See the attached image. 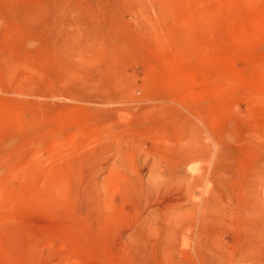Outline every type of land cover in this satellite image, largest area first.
Returning a JSON list of instances; mask_svg holds the SVG:
<instances>
[{
	"label": "rangeland",
	"instance_id": "374dc122",
	"mask_svg": "<svg viewBox=\"0 0 264 264\" xmlns=\"http://www.w3.org/2000/svg\"><path fill=\"white\" fill-rule=\"evenodd\" d=\"M263 183L264 0H0V264H264Z\"/></svg>",
	"mask_w": 264,
	"mask_h": 264
},
{
	"label": "bare ground",
	"instance_id": "6f19581e",
	"mask_svg": "<svg viewBox=\"0 0 264 264\" xmlns=\"http://www.w3.org/2000/svg\"><path fill=\"white\" fill-rule=\"evenodd\" d=\"M173 70V72H176V71H174V69H172ZM172 71H171V73H173ZM176 74V76H178L177 74V72L175 73ZM180 75V74H179ZM173 76H174V73L172 74V77H171V74H170V80H172V78H173ZM176 76H174L175 78H176ZM181 76V75H180ZM179 76V77H180ZM185 78V77H184ZM174 79V78H173ZM175 80V79H174ZM191 80V79H190ZM176 81V80H175ZM192 81V80H191ZM172 82V81H171ZM205 149V148H204ZM199 150V149H198ZM206 150V149H205ZM209 150V149H208ZM207 150V151H208ZM199 151H197V153H198ZM209 152V151H208ZM210 154V153H209ZM206 155H208V154H206ZM209 156V155H208ZM151 158V157H150ZM156 158V157H155ZM148 160V159H147ZM158 161H159V159H158ZM185 161V160H184ZM187 161V160H186ZM190 161L191 160H189V163H188V161L186 162V166H188L187 164H189V170H190V173L189 172H187V171H185V170H183V168H178L177 170H176V172H175V170H173L172 168H174V167H172L171 169H170V171L168 172L169 173V175L171 174V175H173V177L180 183V182H182V185H183V189H184V191H185V193L187 194V195H185V196H187V199L190 201V203H191V206H189L190 207V209H188V210H177L175 213H171V210H169V212H170V215H167L168 217H170V221L172 222V228H173V230H172V232L173 233H171L172 235H174V233L178 230V228L181 226V225H183L184 223H185V219L186 218H189L191 215L193 216V215H195L194 217H192L191 218V220L190 221H187L188 223H190V224H195L196 225V222H198L199 221V231H201L200 229L202 228V231H206V230H208V229H206L207 228V226L208 225H210V223H211V221H214V217H212L211 218V213L213 212V210H214V208H216V205L218 204V202H219V199H221L220 198V196L218 195V193H216V191H213V189L211 190V182H212V178L213 177H211L212 175H213V168L214 167H210V169H208V168H206V169H204V170H202L201 172H199V170L200 169H198L197 167H195V166H190L191 164H190ZM152 162V161H151ZM150 162V163H151ZM156 162V161H155ZM128 163V162H127ZM126 163V164H127ZM153 163V162H152ZM130 164V163H129ZM123 165V164H122ZM128 166V165H127ZM126 166V167H127ZM137 166V165H136ZM145 166V165H144ZM125 167V168H126ZM143 167V166H142ZM147 167V166H146ZM168 167H170V166H168ZM128 168V170H126ZM126 169H124V170H126V171H128L129 172V174L131 175H133V176H135V178H140V177H143V175L145 174V173H147L148 171V173L147 174H145V175H147V178L145 179V181L147 182V184L148 185H150V186H155L156 187V185L155 184H160L159 183V179H160V177H161V175H162V172H160V167H159V165L156 163H154L153 165H151V166H149V169H148V167L147 168H143V169H141V167H140V169L139 168H135V166H133V165H131V166H128ZM146 169H148V171L146 170ZM163 169V168H162ZM171 170L173 171V174L172 173H170L171 172ZM181 170V171H180ZM162 171V170H161ZM115 172V171H114ZM127 172V173H128ZM131 172V173H130ZM164 172V171H163ZM166 172H167V170H166ZM114 173H111L110 174V176L112 177V175H113ZM162 181V180H161ZM161 185V184H160ZM164 185V184H163ZM162 185V186H163ZM182 185H181V187H182ZM161 186V187H162ZM262 186V195H264V183L261 185ZM160 187V188H161ZM181 190V189H180ZM182 191H180V193H181ZM183 195V194H182ZM176 196V195H175ZM175 196H173V197H175ZM184 196H182V197H180V198H183ZM204 197V200H202V198ZM177 197H175V199H176ZM171 199V198H170ZM169 199V200H170ZM264 200V199H263ZM165 201V200H164ZM177 201V200H176ZM180 201H182V199H179V202ZM179 202H176L177 204H179ZM184 202H186V201H184ZM163 203V202H162ZM167 202H165L164 204H166ZM168 203H170V202H168ZM175 203V202H174ZM175 203V204H176ZM187 203V202H186ZM189 203V204H190ZM171 204V203H170ZM175 204H173V206L175 205ZM182 204V203H181ZM172 205V204H171ZM164 206V205H163ZM176 206V205H175ZM167 207H169V206H167ZM167 207H159V208H157V209H155L154 211H152V214L153 213H155V211H158V212H160V214L162 215V214H164L165 213V211H166V209H167ZM172 209V207H169V209ZM202 210V211H201ZM168 211V210H167ZM167 211H166V213H167ZM199 211H201V213H202V216L199 218V215H198V213H199ZM173 212H174V210H173ZM165 213V214H166ZM169 214V213H168ZM172 214V215H171ZM158 215V214H157ZM157 215H154V216H156L155 218H159V217H161V216H157ZM153 216V217H154ZM162 219H163V217H161ZM199 218V219H198ZM255 222L256 223H259V224H261V219H255ZM197 230V229H196ZM201 231V232H202ZM180 232V231H179ZM199 233V234H203V233ZM207 232V231H206ZM185 237V236H184ZM183 237V238H184ZM200 238V237H199ZM173 239V238H172ZM203 240H204V238H202ZM200 241H202V240H200ZM206 241V240H205ZM189 242H190V240H189ZM191 243V242H190ZM198 243V242H197ZM201 244H207V246H208V244H209V246H211V251H213L212 249H215L214 247H215V241H213V240H211L210 238L209 239H207V243L205 242V243H202V242H200ZM179 244V243H178ZM184 245H186V249H187V247H188V242H187V240H185L184 241ZM199 244H195V247H197ZM204 245H203V247H204ZM191 246V245H190ZM208 246V247H209ZM193 247H194V245H193ZM239 245H238V247H237V249H239ZM251 247V246H250ZM257 247L258 246H254L253 248L256 250V251H258L257 250ZM201 248H202V245H201ZM200 248V249H201ZM205 248V247H204ZM253 248H252V250H253ZM199 249V248H198ZM200 249H199V251H200ZM218 249V248H217ZM236 249V250H237ZM190 250V249H189ZM188 250V251H189ZM192 250H193V248H192ZM191 250V251H192ZM205 253L204 254H207L206 252V250L205 249H202ZM187 251V252H188ZM196 251H197V248H196ZM238 251H240V250H238ZM187 252H186V254H187ZM190 252V251H189ZM200 252H202V251H200ZM257 253H262L263 255H258L257 254V256H261L260 258L261 259H263L264 258V249L263 248H260L259 249V251L257 252ZM185 254V252H184V255H186ZM189 254V253H188ZM211 254V253H210ZM210 254L208 253L207 255H209L210 256ZM212 254H213V252H212ZM190 255V254H189ZM215 255V254H214ZM213 255V256H214ZM191 256V255H190ZM211 257V256H210ZM206 258V257H205ZM191 259V258H190ZM214 259V258H213ZM258 262V260H255V262Z\"/></svg>",
	"mask_w": 264,
	"mask_h": 264
}]
</instances>
